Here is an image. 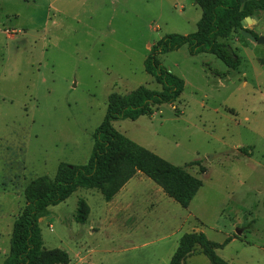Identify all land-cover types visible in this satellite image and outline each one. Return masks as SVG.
Here are the masks:
<instances>
[{
	"label": "rangeland",
	"instance_id": "obj_1",
	"mask_svg": "<svg viewBox=\"0 0 264 264\" xmlns=\"http://www.w3.org/2000/svg\"><path fill=\"white\" fill-rule=\"evenodd\" d=\"M201 16L195 0H0V264L27 184L61 162L87 163L110 94L161 89L145 69L151 46L195 32ZM256 17L247 28L264 35V11ZM222 40L238 69L188 44L160 54L185 80L180 98L114 122L202 179L189 206L142 172L111 201L79 187L42 219L47 248L68 251L69 264H164L176 237L197 230L229 262L264 264V43L241 31ZM82 198L86 222L76 219ZM186 264L212 263L197 248Z\"/></svg>",
	"mask_w": 264,
	"mask_h": 264
},
{
	"label": "trees",
	"instance_id": "obj_2",
	"mask_svg": "<svg viewBox=\"0 0 264 264\" xmlns=\"http://www.w3.org/2000/svg\"><path fill=\"white\" fill-rule=\"evenodd\" d=\"M195 1L202 9L197 30L189 34L165 35L151 46L145 59L146 71L162 86L161 89L140 85L127 93L112 92L106 116L94 132V146L88 162L81 165L61 162L54 177L38 176L27 184L26 203L14 222L10 252L3 264L71 262V256L65 249L44 245L41 221L49 213L50 206L65 201L79 187L97 188L107 201H111L131 178L142 172L182 206H189L203 184L202 179L189 172L186 166L176 165L132 140L119 131L114 122L152 115L158 106L174 103L180 98L185 80L164 66L160 54L188 44L194 55L213 53L230 68H239L240 56L229 42L222 39L237 31L242 33V21L264 11V0H248L246 7L242 0ZM197 163L192 161L187 165ZM201 170L206 171V168ZM89 214V204L80 199L77 221L86 222ZM219 246L203 231L186 232L180 238L170 264H186L197 248L212 264H234L218 254Z\"/></svg>",
	"mask_w": 264,
	"mask_h": 264
},
{
	"label": "water",
	"instance_id": "obj_3",
	"mask_svg": "<svg viewBox=\"0 0 264 264\" xmlns=\"http://www.w3.org/2000/svg\"><path fill=\"white\" fill-rule=\"evenodd\" d=\"M245 2V7L247 6V1L248 0H242ZM258 18L257 17H251V16H247L243 21H242V25H243V28H242V34L251 39L252 41H255L259 44H262L264 43V35H259V36H256L249 28H247L248 26V22H252V21H257Z\"/></svg>",
	"mask_w": 264,
	"mask_h": 264
},
{
	"label": "crops",
	"instance_id": "obj_4",
	"mask_svg": "<svg viewBox=\"0 0 264 264\" xmlns=\"http://www.w3.org/2000/svg\"><path fill=\"white\" fill-rule=\"evenodd\" d=\"M124 188V187H123ZM122 188V189H123ZM121 189V190H122ZM193 230V229H192ZM193 231H197V230H193ZM184 234V233H183ZM177 235L178 237H176L175 239V242L173 244H171V246L169 247V251L167 252V255H166V261H164V264H170V260H171V257L173 255V253L175 252L176 248L178 247L179 245V241H180V238L182 237V235ZM189 258V257H188Z\"/></svg>",
	"mask_w": 264,
	"mask_h": 264
}]
</instances>
